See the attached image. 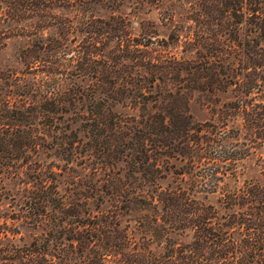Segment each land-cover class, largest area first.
I'll return each mask as SVG.
<instances>
[{
    "label": "trees",
    "instance_id": "obj_1",
    "mask_svg": "<svg viewBox=\"0 0 264 264\" xmlns=\"http://www.w3.org/2000/svg\"><path fill=\"white\" fill-rule=\"evenodd\" d=\"M124 1L4 0L0 187L22 191L0 261L264 264V55H246L264 41L240 27H262L261 0H207L195 37L158 52L180 57L96 14Z\"/></svg>",
    "mask_w": 264,
    "mask_h": 264
},
{
    "label": "rangeland",
    "instance_id": "obj_2",
    "mask_svg": "<svg viewBox=\"0 0 264 264\" xmlns=\"http://www.w3.org/2000/svg\"><path fill=\"white\" fill-rule=\"evenodd\" d=\"M64 1H69L72 3V0H44V4L52 6L53 4H64ZM206 1L207 0H125L123 3L115 2L109 7H99L100 10H97L96 14H100V16L104 17L122 16L126 18V21H128V19L132 20L131 23L128 21L127 24V29L130 32L131 39H136L139 43H146V47L152 52V56L180 57L182 54H158V52L162 48V45H165L166 43H175L177 40L195 37L193 31L200 25V17L198 20L197 14L200 11L199 8H201L203 4H206ZM261 2L263 11L262 14H260V18L263 19L262 27L256 29L253 28L249 23H244L242 26H240L242 33L241 38L244 40L256 39L259 41H264V0H261ZM0 10L4 12V0H0ZM56 10L60 12L61 7L56 8ZM66 13L67 15H78V12L76 13L72 10L66 11ZM189 29L191 30L188 31ZM0 42H4L3 21H0ZM14 52V47H12L10 44H8L5 49L4 45L0 46V54H15ZM246 55L262 58L264 54ZM0 63H3L1 59ZM262 69L263 68H255L254 66L249 65L246 73H248L250 76L251 74L260 72ZM262 95L263 91L261 89L258 90V88H252L247 97L248 100L250 99V102L256 105L260 102ZM192 111L196 115V118L201 121L208 117L207 112H204V110L201 107H198V105H194L192 107ZM246 137H248V139L250 138V140H245L243 144L248 146L250 150H255V152H257L258 150L256 149V146L259 140L254 138L253 132H251L249 129L246 132ZM252 141L257 142L253 143ZM239 145L240 144H238V146ZM46 156L48 163L55 166H65L64 162L54 157L53 154H48ZM76 161L81 162L80 159H77ZM255 163L256 160H252L250 165L254 166L256 165ZM17 189L22 191L20 185H4V187H0L1 231H4V229L8 230L10 228L13 230L18 229V226L16 225L17 222L15 220L18 213L15 207H13V201L15 202L17 197L14 198L10 196ZM1 196L6 197L7 199L3 200V197L1 198ZM6 217H8L7 221L5 220ZM5 224L7 225L5 226ZM90 248L92 249L91 251L93 253L94 247L91 245ZM0 264H4L3 261H0Z\"/></svg>",
    "mask_w": 264,
    "mask_h": 264
}]
</instances>
